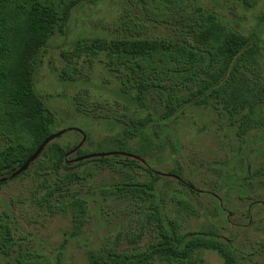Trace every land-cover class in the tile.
<instances>
[{
  "label": "rangeland",
  "instance_id": "374dc122",
  "mask_svg": "<svg viewBox=\"0 0 264 264\" xmlns=\"http://www.w3.org/2000/svg\"><path fill=\"white\" fill-rule=\"evenodd\" d=\"M185 1L191 8L203 6L222 14L234 28H245L247 34H260L264 76L263 2L247 11L240 0ZM130 20L141 21L131 29L122 25ZM142 21L137 3L96 0L74 10L66 35L51 38L36 82L39 93L58 114L54 133L69 132L60 136L59 142L82 143L78 151L89 153L116 148L111 140L124 127L111 129L106 121H116L103 109L123 110L116 97L119 82L108 68L105 54H93L87 46L97 36L158 38L172 34V26ZM79 95L89 99V113L76 112ZM143 110L139 117L150 115L154 121L141 131L154 134L156 143L149 141L154 145L145 159L136 156L135 160L159 168L157 172L163 175L157 187L166 215L180 224L181 234H213L233 248L237 259L264 264V119L239 136V122L233 124L221 109L190 107L168 121L163 120L158 99L151 100ZM141 138L133 142L134 147L139 148ZM74 149L70 162L85 161L76 157L78 151ZM84 168L88 169L86 183L73 192H55L51 198V184L34 173L0 186V215L10 227L14 242L9 250L0 245V264H18L23 257L57 264H88L90 253L105 246L121 252L149 247L154 241L153 229L146 228L140 239L136 237L144 224L139 208L146 205L139 199L124 198L114 189L129 173L94 164ZM177 168H181L185 184L192 182L200 193L193 194L166 177ZM137 173L143 181L151 180L143 170L137 169ZM74 192L78 193L79 210L69 205ZM223 212L225 221L221 220ZM199 258L203 264H224L211 250L194 253L191 264H200Z\"/></svg>",
  "mask_w": 264,
  "mask_h": 264
},
{
  "label": "trees",
  "instance_id": "16d2710c",
  "mask_svg": "<svg viewBox=\"0 0 264 264\" xmlns=\"http://www.w3.org/2000/svg\"><path fill=\"white\" fill-rule=\"evenodd\" d=\"M95 1L0 0V178L10 177L57 129L58 114L39 93L37 74L51 38L66 35L74 10ZM126 1L137 3L143 21L149 19L172 26L173 31L169 36L158 38L120 35L89 40V52L105 54L106 64L119 82L116 97L121 100L123 110L119 113L116 108L103 109L116 121H106L111 129L124 127L111 140L116 148L95 153L79 150L78 158L95 154L108 156L71 163L70 153L77 144L61 143L59 137L26 172L0 186L34 173L51 184L53 190L48 192L51 198L55 192H73L86 183L88 169L84 167L89 164L128 172L126 181L114 189L122 197L139 199L146 205L139 208L144 224L136 237L140 239L146 228H150L155 233L154 241L148 248L135 252L102 247L90 253L88 264H191L194 253L200 250L217 252L224 264H251L237 259L233 248L213 234H181L180 224L164 211L157 187V182L164 179L158 173L159 168L149 163L148 167L134 157L145 159L154 145L148 142L156 143L154 134L141 131L154 119L150 115L141 119L139 115L150 106L151 100L160 101L163 120L167 121L190 107H210L221 109L225 117L233 119V124L239 122V136L261 123L264 119L261 36L256 32L247 34L245 28H234L222 14L203 6L191 8L185 0ZM240 1L247 11L263 2L261 23L264 24V0ZM140 21H123L122 25L131 29ZM88 103L86 96H77L76 112L89 113ZM138 138L141 141L136 148L133 142ZM137 169L148 173L151 180L143 181ZM180 170L172 169L166 177L193 194L200 193L192 182L185 184ZM69 205L76 210L81 207L77 192L73 193ZM57 207L63 208L59 204ZM223 215L221 220L225 221L226 214L223 212ZM0 227L3 230L0 245L9 250L14 244L12 231L1 215ZM199 263H204L202 258ZM18 264L57 263L23 257L18 259Z\"/></svg>",
  "mask_w": 264,
  "mask_h": 264
},
{
  "label": "water",
  "instance_id": "95a60500",
  "mask_svg": "<svg viewBox=\"0 0 264 264\" xmlns=\"http://www.w3.org/2000/svg\"><path fill=\"white\" fill-rule=\"evenodd\" d=\"M71 130V129H69ZM67 130H61L57 133H53L50 137H48L41 145L40 147L37 149V151L19 168L17 169L14 173L11 174L10 177H4V178H0V183H4L9 179H14L16 177H18L19 175H21L22 173L26 172L29 168V166L31 165V163L35 162L39 156L43 153V151L45 150V148L55 139L59 138L60 136H62L63 134L66 133ZM82 133V131H79ZM85 140V138H84ZM82 143L77 146L74 151H78V149L81 147ZM102 156H108V154H97V155H90V156H86L83 158H80L79 160H87L90 158H95V157H102ZM134 159H137L136 157H134Z\"/></svg>",
  "mask_w": 264,
  "mask_h": 264
}]
</instances>
